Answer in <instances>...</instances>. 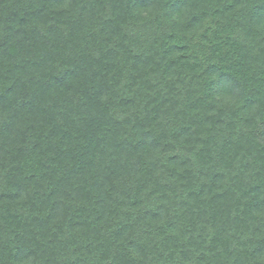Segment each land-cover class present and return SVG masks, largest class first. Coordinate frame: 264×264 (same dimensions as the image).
I'll return each mask as SVG.
<instances>
[{"label":"trees","instance_id":"1","mask_svg":"<svg viewBox=\"0 0 264 264\" xmlns=\"http://www.w3.org/2000/svg\"><path fill=\"white\" fill-rule=\"evenodd\" d=\"M0 264H264V0H0Z\"/></svg>","mask_w":264,"mask_h":264},{"label":"clouds","instance_id":"2","mask_svg":"<svg viewBox=\"0 0 264 264\" xmlns=\"http://www.w3.org/2000/svg\"><path fill=\"white\" fill-rule=\"evenodd\" d=\"M221 99L228 105H236L240 103V100L236 97L234 93H225Z\"/></svg>","mask_w":264,"mask_h":264}]
</instances>
